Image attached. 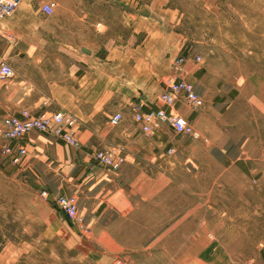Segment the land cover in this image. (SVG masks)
<instances>
[{"label":"crops","instance_id":"obj_1","mask_svg":"<svg viewBox=\"0 0 264 264\" xmlns=\"http://www.w3.org/2000/svg\"><path fill=\"white\" fill-rule=\"evenodd\" d=\"M21 1L24 6L0 19V63L13 71L12 77L0 79V119L24 108L33 114L61 111L77 119L72 128L77 146L36 130L13 142L26 148L20 164L26 162L27 171L50 185L41 191L47 193L43 199L55 208L56 195H74L81 222L100 247L129 249L132 245L118 242L136 238L124 234L134 235L148 225L157 227L146 241L162 236L182 241L171 254L183 258L178 264L205 255L207 218L201 217V209L206 201L192 204L191 187L176 184L177 173L190 176L197 170L192 165L178 169L165 150L178 135L192 137L175 133L167 121L146 134L133 120L136 110L163 107L159 96L169 79L177 78L172 67L164 83L160 81V64L172 66L176 57L184 56L179 77L191 82L186 79L190 49L185 50L184 36L176 31L179 17L186 15L177 2L189 6L191 0ZM48 1L67 7L46 15L40 6ZM199 1L206 7L208 0ZM247 19L250 32L264 33V4L262 14H248ZM253 96L247 98V107L255 105ZM221 97L213 91L194 108L178 96L166 111L184 116L200 133L192 139L199 141L201 154L232 166L250 159V137L232 133L225 119L239 99ZM115 113L122 119L113 125ZM110 146L124 148L125 162L118 170L92 157L96 149ZM199 189L207 192L206 185ZM192 242L198 245L192 247Z\"/></svg>","mask_w":264,"mask_h":264},{"label":"rangeland","instance_id":"obj_2","mask_svg":"<svg viewBox=\"0 0 264 264\" xmlns=\"http://www.w3.org/2000/svg\"><path fill=\"white\" fill-rule=\"evenodd\" d=\"M47 3L53 9L67 7ZM203 3L177 2L186 15L179 17L176 31L184 36L192 57L186 79L191 78L203 101L213 91L222 99H239L225 119L232 133H248L251 153L250 159L230 166L201 154L199 141L186 136H176L173 148H165L178 169L197 170L190 176L177 173L176 184L191 187L192 204L206 201L201 209V217L207 218L206 253L192 257L191 264L198 259L205 264H264V33L250 32L247 19L248 14H262L264 0H208L206 7ZM22 6L23 1L17 4ZM171 70L170 64H160L159 80L164 83ZM250 96L253 107L245 104ZM202 185L206 193L200 192ZM48 186L26 170V162L0 161V264H111L115 257L129 264H178L183 259L171 255L182 241L166 236L145 240L157 226L143 225L142 232L124 234L136 238L118 242L132 245L129 249L98 246L82 222L73 225L43 199L41 191ZM175 193L182 196L180 189ZM195 245L198 242H192Z\"/></svg>","mask_w":264,"mask_h":264},{"label":"built area","instance_id":"obj_3","mask_svg":"<svg viewBox=\"0 0 264 264\" xmlns=\"http://www.w3.org/2000/svg\"><path fill=\"white\" fill-rule=\"evenodd\" d=\"M17 4L18 0H0V19L9 16ZM40 9L44 14L50 15L53 11V4L43 3ZM184 59L182 55L174 59L172 67L177 78L169 79L165 90L159 96L163 107L134 112L133 120L139 124L143 133L153 134L161 123L167 121L171 129L177 134L196 139L201 137L187 118L166 111V107H171L178 96H182L194 108L203 105V99L195 92L193 84L179 77ZM195 60L199 61L200 57L196 56ZM12 75L13 71L10 65L1 62L0 79L10 78ZM121 119L122 115L115 113L111 116L110 123L116 125ZM75 123V117L65 115L61 111L52 114H33L26 108L17 114L2 117L0 119V161L13 165L20 164L26 155V148L13 142L24 138L32 130L52 132L65 144L77 146L78 142L72 132ZM92 157L98 164L113 170H118L125 162L124 148L121 146L96 149L92 153ZM41 195L45 198L47 193L43 191ZM53 204L73 225L81 223V216L78 213L74 195L58 194L54 197ZM111 264H129V262L123 257H115Z\"/></svg>","mask_w":264,"mask_h":264},{"label":"water","instance_id":"obj_4","mask_svg":"<svg viewBox=\"0 0 264 264\" xmlns=\"http://www.w3.org/2000/svg\"><path fill=\"white\" fill-rule=\"evenodd\" d=\"M48 201H52V198H51V197H49Z\"/></svg>","mask_w":264,"mask_h":264}]
</instances>
